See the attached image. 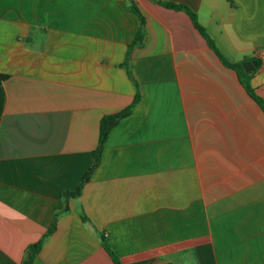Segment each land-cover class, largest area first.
<instances>
[{"label": "crops", "instance_id": "crops-1", "mask_svg": "<svg viewBox=\"0 0 264 264\" xmlns=\"http://www.w3.org/2000/svg\"><path fill=\"white\" fill-rule=\"evenodd\" d=\"M196 13L264 100V0H167ZM139 87L100 161L31 264H264V110L182 10L135 0ZM125 0H0V264L64 207L102 115L136 91ZM83 211L87 221L80 218Z\"/></svg>", "mask_w": 264, "mask_h": 264}, {"label": "trees", "instance_id": "trees-1", "mask_svg": "<svg viewBox=\"0 0 264 264\" xmlns=\"http://www.w3.org/2000/svg\"><path fill=\"white\" fill-rule=\"evenodd\" d=\"M127 7L138 16L139 24L135 31V34L127 46L124 60L122 62V66L125 68L127 75L134 81L135 84V94L131 100V102L126 105L125 107L121 108L118 111L104 114L101 116L98 124V139L95 148L92 150V162L88 169L82 175L80 181L78 182L77 186L72 190H65L61 193V197L64 200V207L60 212H57L53 215L52 221L49 227L32 243L28 244L25 247L24 255L21 261L18 264H31L34 256L40 250L44 240L54 231L56 227V221L58 216L66 212L68 210V200L70 198H76L79 196L82 186L89 180L93 170L96 168L100 161V156L104 147V143L106 141L107 135L112 127H114L120 119L128 115L134 106V104L138 101L139 95V87L136 80L132 77L130 69H129V57L130 51L134 47L141 46L144 42L145 38V31H144V17L141 14L140 10L135 4V0H125ZM154 3L162 5L167 8H172L176 10H182L187 13L193 27L198 31V33L204 38L208 47L217 55L220 61L227 67L233 69L238 77V80L248 92V94L256 101V103L264 110V100L256 95L249 84L250 74L244 72L240 62H230L219 50L213 38L209 35L206 28L200 24L197 20L196 13L191 10L188 6L183 3H177L173 1L167 0H150ZM7 77L6 74H0V81L4 80ZM80 218L83 222L87 221V217L83 211H80ZM101 244L108 255L111 257L114 264H121L119 258L111 249L108 240L105 236L101 235Z\"/></svg>", "mask_w": 264, "mask_h": 264}, {"label": "water", "instance_id": "water-1", "mask_svg": "<svg viewBox=\"0 0 264 264\" xmlns=\"http://www.w3.org/2000/svg\"><path fill=\"white\" fill-rule=\"evenodd\" d=\"M242 66L244 67V70L246 72H248L247 66H249L250 68H252L253 66H256V62H251V61H245L242 63Z\"/></svg>", "mask_w": 264, "mask_h": 264}, {"label": "built area", "instance_id": "built-area-1", "mask_svg": "<svg viewBox=\"0 0 264 264\" xmlns=\"http://www.w3.org/2000/svg\"><path fill=\"white\" fill-rule=\"evenodd\" d=\"M257 56L262 64H264V47L260 48L257 52Z\"/></svg>", "mask_w": 264, "mask_h": 264}]
</instances>
